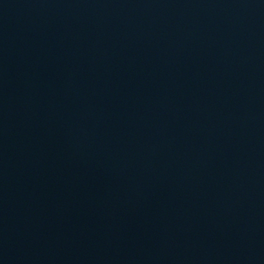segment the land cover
<instances>
[{
  "label": "water",
  "instance_id": "1",
  "mask_svg": "<svg viewBox=\"0 0 264 264\" xmlns=\"http://www.w3.org/2000/svg\"><path fill=\"white\" fill-rule=\"evenodd\" d=\"M0 264H264V0H0Z\"/></svg>",
  "mask_w": 264,
  "mask_h": 264
}]
</instances>
